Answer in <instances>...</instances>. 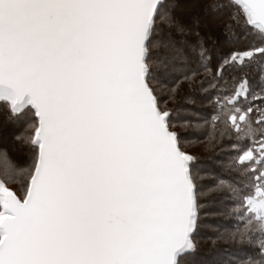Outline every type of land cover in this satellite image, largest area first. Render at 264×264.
I'll return each instance as SVG.
<instances>
[{
	"label": "snow or ice",
	"instance_id": "6c2138e0",
	"mask_svg": "<svg viewBox=\"0 0 264 264\" xmlns=\"http://www.w3.org/2000/svg\"><path fill=\"white\" fill-rule=\"evenodd\" d=\"M180 3L0 0V264H264V0Z\"/></svg>",
	"mask_w": 264,
	"mask_h": 264
},
{
	"label": "trees",
	"instance_id": "16d2710c",
	"mask_svg": "<svg viewBox=\"0 0 264 264\" xmlns=\"http://www.w3.org/2000/svg\"><path fill=\"white\" fill-rule=\"evenodd\" d=\"M188 4V1L181 0L180 7L177 8V14L180 15L185 12L186 10V5ZM220 19H223V16L217 18V23L219 22ZM221 41H223V37H220ZM215 55V54H214ZM0 122L3 123V126H0V150H7L9 152V155L16 161H18L20 164H24V160L22 157L19 156L17 151H13V148H19V142L14 139V134L20 131L23 126H24V120L23 118H11L10 112L6 105L4 103H0ZM2 132V133H1ZM181 136H186V137H199L200 139H204V135L195 132V131H183L180 132ZM6 141V142H5ZM9 143L10 147L12 150L7 148L5 143ZM193 154V153H192ZM195 155V154H194ZM208 154L204 153L203 155H198L203 157H206ZM209 223L213 225H226L232 223L231 221H226L222 219H217V220H212ZM213 235L210 232L207 231H202L200 234V237L198 239L203 240V238L207 236ZM221 247H226L224 245H221ZM211 245L210 244H205L201 243L199 251H197L193 256L187 257V262L188 264H207V261L211 259ZM182 259H185L182 257Z\"/></svg>",
	"mask_w": 264,
	"mask_h": 264
},
{
	"label": "rangeland",
	"instance_id": "374dc122",
	"mask_svg": "<svg viewBox=\"0 0 264 264\" xmlns=\"http://www.w3.org/2000/svg\"><path fill=\"white\" fill-rule=\"evenodd\" d=\"M185 1H188V3L194 2V0H185ZM2 124L3 123L0 122V126H3ZM178 131L183 132L182 130H179V129H178ZM5 144H6L7 148L10 147V144L8 142ZM9 149L12 150V148H9ZM202 149H203V145H196V146L190 148V152L195 154V155H203L205 152H203Z\"/></svg>",
	"mask_w": 264,
	"mask_h": 264
},
{
	"label": "water",
	"instance_id": "95a60500",
	"mask_svg": "<svg viewBox=\"0 0 264 264\" xmlns=\"http://www.w3.org/2000/svg\"><path fill=\"white\" fill-rule=\"evenodd\" d=\"M0 103H3V102H0Z\"/></svg>",
	"mask_w": 264,
	"mask_h": 264
}]
</instances>
